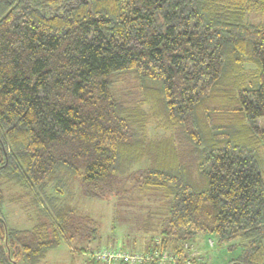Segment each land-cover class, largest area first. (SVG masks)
<instances>
[{"label":"trees","instance_id":"1","mask_svg":"<svg viewBox=\"0 0 264 264\" xmlns=\"http://www.w3.org/2000/svg\"><path fill=\"white\" fill-rule=\"evenodd\" d=\"M263 117L264 0H0V264L86 254L80 201L152 193L144 252L217 264L187 257L203 235L264 264Z\"/></svg>","mask_w":264,"mask_h":264},{"label":"rangeland","instance_id":"2","mask_svg":"<svg viewBox=\"0 0 264 264\" xmlns=\"http://www.w3.org/2000/svg\"><path fill=\"white\" fill-rule=\"evenodd\" d=\"M260 17H258L257 14H252L249 19L258 22L261 20ZM247 67L250 68L249 65H247ZM257 125L264 128V117L258 119ZM148 133L150 136L157 138L164 135V133L161 130H157L153 124L149 126ZM135 195L138 196V194ZM159 196L160 194L152 193L144 197L142 201L136 202H129L126 200L118 202L116 199H111L106 202L98 200L84 201L83 199V201L79 203V212L87 214L99 225L100 241L94 243L90 252L87 251L86 254L73 250L81 244L77 239L74 241L62 242L58 248L48 252L43 264H85L86 261L95 260L89 258V254H93V252L100 249H112L121 252L122 250L120 251V247L122 244L126 246V251L123 250L122 253L138 254L140 258H143V256L151 257L150 253L143 251V247L145 246L144 236H148L144 230L145 221L147 220V213L151 211L154 205L159 201ZM4 213L9 226L18 229H26L30 228L32 225V222L25 215V212L19 209L18 206L5 205ZM187 247V257L189 258L197 257L198 260H202V257H205L210 260L215 259V256L219 255L217 264L221 261H226L228 258L226 253H224V248L226 246H218L214 237L207 239L201 235L198 243H192L191 245L188 243ZM72 250L74 251V255ZM163 254H166L170 259L161 262L156 257L154 260L158 261L159 264H171L176 261L175 256L167 253ZM163 254L159 255L162 256ZM155 255H158V253ZM143 261L149 262L152 260L148 259ZM102 263L106 264L105 262Z\"/></svg>","mask_w":264,"mask_h":264},{"label":"built area","instance_id":"3","mask_svg":"<svg viewBox=\"0 0 264 264\" xmlns=\"http://www.w3.org/2000/svg\"><path fill=\"white\" fill-rule=\"evenodd\" d=\"M121 251V250H120ZM157 252H155L153 255L150 256H143V258L139 257L138 254H125V253H122L119 252V251H115V250H110V249H100V250H97L95 252H93V254H89L88 257L89 258H92V259H95L96 261H99V262H105L106 264H112V263H116V262H126V263H129V264H137L143 260H154L157 259L161 262L167 260V259H170L167 257L166 254H163L162 256L159 255H155Z\"/></svg>","mask_w":264,"mask_h":264},{"label":"crops","instance_id":"4","mask_svg":"<svg viewBox=\"0 0 264 264\" xmlns=\"http://www.w3.org/2000/svg\"><path fill=\"white\" fill-rule=\"evenodd\" d=\"M259 127V126H258ZM260 129H264V128H261V127H259Z\"/></svg>","mask_w":264,"mask_h":264}]
</instances>
